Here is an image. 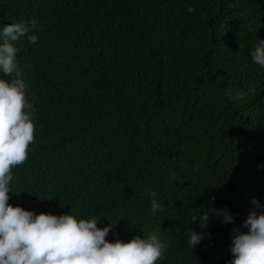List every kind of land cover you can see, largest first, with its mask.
I'll return each instance as SVG.
<instances>
[{"label": "trees", "instance_id": "1", "mask_svg": "<svg viewBox=\"0 0 264 264\" xmlns=\"http://www.w3.org/2000/svg\"><path fill=\"white\" fill-rule=\"evenodd\" d=\"M32 21L15 46L35 138L9 203L100 218L111 242L155 231L157 264H226L264 203V0H0V27Z\"/></svg>", "mask_w": 264, "mask_h": 264}, {"label": "clouds", "instance_id": "2", "mask_svg": "<svg viewBox=\"0 0 264 264\" xmlns=\"http://www.w3.org/2000/svg\"><path fill=\"white\" fill-rule=\"evenodd\" d=\"M40 26L36 21L14 22L0 27V264H157L168 243L157 232L146 237L134 236L130 241L106 239L115 224L98 227L100 218H77L70 213L36 214L10 200L13 168L28 158L29 145L34 142L36 125L34 105L30 102L27 84L17 60L23 39L35 45ZM252 60L264 68V41L251 50ZM15 73V78L11 77ZM255 92V89H250ZM152 197L150 212L161 210V203ZM253 209L243 222L247 232L234 228L232 258L226 264H264V203L253 198ZM225 224L234 219L230 210L219 212ZM204 228L209 213L192 217V223ZM204 233L191 228L188 244L194 249Z\"/></svg>", "mask_w": 264, "mask_h": 264}]
</instances>
